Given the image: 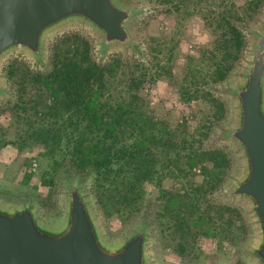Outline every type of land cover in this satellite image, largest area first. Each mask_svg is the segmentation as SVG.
Returning <instances> with one entry per match:
<instances>
[{
  "label": "rangeland",
  "instance_id": "1",
  "mask_svg": "<svg viewBox=\"0 0 264 264\" xmlns=\"http://www.w3.org/2000/svg\"><path fill=\"white\" fill-rule=\"evenodd\" d=\"M123 1L140 10L132 26L137 51L100 53L94 32L69 23L48 37L42 61L12 52L1 62L0 203H30L45 224L58 225L65 214L64 186L72 180L84 185L109 243L121 242L144 222L147 251L157 264H255L248 256L257 240L248 207L222 195L242 175L243 161L221 134L236 123L228 90L241 82L253 33L264 21V1ZM76 36L89 42L92 59L106 67V88L93 90L92 104L85 99L78 117L58 108L54 85L33 79L50 70L59 40ZM101 105L103 111L119 108L121 124L107 122L113 119L107 112L96 118ZM128 111L137 120L132 127L125 126ZM95 144L134 151L120 162V171L129 176L123 184L137 174L139 198L118 212L100 201L89 164ZM149 163L150 176L132 170ZM120 171L101 181L104 199L121 188L114 184Z\"/></svg>",
  "mask_w": 264,
  "mask_h": 264
},
{
  "label": "water",
  "instance_id": "2",
  "mask_svg": "<svg viewBox=\"0 0 264 264\" xmlns=\"http://www.w3.org/2000/svg\"><path fill=\"white\" fill-rule=\"evenodd\" d=\"M139 8L123 0H0V64L12 52L43 60L48 37L69 23L94 32L100 53L137 51L132 26ZM5 95L0 83V99ZM236 123L221 134L243 161L242 175L223 197L244 202L257 240L248 256L264 264V21L253 33L241 82L228 90ZM65 214L47 225L35 207L0 203V264H157L148 254L149 230L139 223L121 242H107L80 182L64 186Z\"/></svg>",
  "mask_w": 264,
  "mask_h": 264
},
{
  "label": "trees",
  "instance_id": "3",
  "mask_svg": "<svg viewBox=\"0 0 264 264\" xmlns=\"http://www.w3.org/2000/svg\"><path fill=\"white\" fill-rule=\"evenodd\" d=\"M262 1L264 0H256L255 4L260 5ZM228 23L231 24V22ZM233 35L236 40L241 43V35L237 29L233 31ZM67 43L72 44L74 46V50H71ZM53 49L50 70L48 72L36 73L33 75V79H38L40 82L41 80H44L46 83L49 82L54 85L58 90L60 97L59 104L61 107L57 105L58 108L62 109L63 113H66L65 116L68 112H70V116L73 113L78 117L81 111L80 107L83 106L85 99H87V103L89 102V104L92 102V98L89 96L92 95L93 90L99 89L102 91L106 88V84L104 82V72L106 71V67L95 63L90 54L89 42L80 37L76 36L72 41H68V39H60ZM70 53L71 55H69ZM136 80L141 81L140 79ZM132 83H134V80ZM134 85L137 86L136 83H134ZM102 108L103 105H101L99 110L96 112V118H102L107 112L108 115H111L110 117L113 118L111 121L106 119L107 122H110L112 125L121 124V117L124 113H121L119 108H109L106 111H103ZM64 119L68 120L67 118ZM135 119V115L128 111L126 120L127 123L125 124L126 121L123 123L125 126L128 125L132 127L133 124L137 123V120ZM138 121L140 123V120ZM74 124L75 123H70V125ZM42 142L46 144V141L43 140ZM45 146L48 147V145ZM133 152L134 151L131 147L126 148L124 146L116 145L105 147L104 145L99 146V144H95V158L89 160V164L94 168L95 173L97 174L98 189L101 188L102 190L100 196L103 200L100 201L101 203L105 202L107 208L113 207L115 212L121 210V205L129 206L134 203L137 198H139V194L134 192L136 186L135 182H133L137 178V174L133 175L132 173V175H130L132 179L130 178L127 181V184H123V180H126L129 176L120 171V162L126 159V157H132ZM149 161H152V157H150ZM75 165L80 167L78 164ZM138 165L135 164V167L132 170H136L140 177L151 175L150 168L152 163H149V165L146 166H139L137 168ZM113 167L116 168L114 169ZM119 171L122 174L121 180L115 181L114 184L115 186L121 185V188L115 190L116 193L113 197L110 193H108L106 196L107 198L104 199L105 192L102 189L101 181L107 180L109 175L116 172L118 173Z\"/></svg>",
  "mask_w": 264,
  "mask_h": 264
}]
</instances>
